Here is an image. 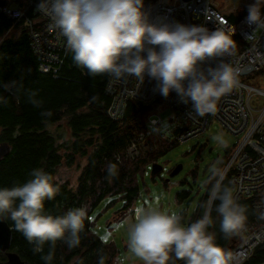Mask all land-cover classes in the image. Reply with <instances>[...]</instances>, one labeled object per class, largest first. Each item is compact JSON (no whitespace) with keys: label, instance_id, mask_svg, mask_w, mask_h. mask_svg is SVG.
Masks as SVG:
<instances>
[{"label":"clouds","instance_id":"clouds-1","mask_svg":"<svg viewBox=\"0 0 264 264\" xmlns=\"http://www.w3.org/2000/svg\"><path fill=\"white\" fill-rule=\"evenodd\" d=\"M37 11L51 18V27L66 38L77 67L89 76L108 75L114 80L134 77L141 84L145 76L156 81L154 91L167 98L175 92L192 112L203 117L216 112L220 98L239 86L240 70L221 59L215 67L204 69L202 63L234 54L235 31L221 28L210 31L204 25L152 23L144 0H40ZM246 23L264 27L260 0L247 6ZM157 48L159 50H157ZM7 87V86H6ZM29 94V102L40 107L42 101ZM190 113V114H191ZM42 115L50 116V112ZM153 123V119L149 125ZM221 144L220 136L213 137ZM107 172L115 176L116 166ZM32 179L22 185L0 189V219H11L15 229L43 252L46 243L54 249L62 241L69 249L79 247L84 221L90 219L86 207L73 208L62 216L44 214L45 200L54 199L59 184L42 169H33ZM223 174L213 168L209 199L200 219L188 225L182 214L162 210L158 197L151 203L135 205L120 227L127 232V251L142 264H236V255L215 242L208 229L214 224L210 207L215 201L221 217L220 231L225 238L239 235L246 226L247 209L237 202L231 186L223 184ZM111 234L101 237L107 244ZM51 264L53 252L41 257ZM100 264H104L103 256ZM116 264H123L117 257Z\"/></svg>","mask_w":264,"mask_h":264},{"label":"trees","instance_id":"trees-1","mask_svg":"<svg viewBox=\"0 0 264 264\" xmlns=\"http://www.w3.org/2000/svg\"><path fill=\"white\" fill-rule=\"evenodd\" d=\"M151 1L144 0L145 7ZM249 4L227 17L232 22L236 21ZM261 7L264 8V3ZM28 14L31 15L30 12ZM233 39L237 42L236 49L240 48L239 37L234 35ZM73 55L72 51L63 53L57 74L42 72L31 51L22 20L16 21L0 13V142L6 141L11 145L9 154L0 160V189L26 183L32 179V170L37 168L53 177L62 163L69 166L77 156H81L86 158V163L80 169L76 184L72 187L65 180L54 181L59 184L60 191L54 199L45 200L44 214L62 216L70 209L87 207L90 217L91 209L103 198L116 194L122 196L125 201L123 209L127 210L138 195V173L148 163H155L158 156L164 155L178 142L175 139H157L153 142L155 148L150 151L138 155L126 154L130 142L137 140L144 129L152 106L128 99L122 116L111 119L106 112L111 100L105 91L108 75L89 76L87 69L76 66ZM260 71L264 73V69ZM31 92L36 93L35 99L42 101L40 107L29 102ZM44 112H50L51 115H42ZM62 122L68 138L63 132H58ZM55 124L59 125V129L53 131L50 127ZM231 149L226 148L220 166L224 165ZM110 163L116 166L115 176L107 172ZM210 175L203 183L205 192L193 211L179 212L184 217L185 225L202 217L204 208L201 205L208 201L211 186L215 182L210 181ZM231 175V172L224 175V185L230 186ZM188 196L189 191L186 190L175 194L177 202L188 199ZM254 201L255 197H242L238 201L246 207L249 219L256 215L252 208ZM218 204L217 200L210 207L214 224L208 231L215 234L218 245L229 250L239 240V236L225 238L220 231L221 217L215 210ZM6 221L12 228L9 250L15 251L28 264H45L41 257L50 250L53 252L51 264H100L101 256L104 264H112L115 260V246L103 243L91 232V219L84 221L79 247L69 249L65 243L57 241L54 249L50 243H46L41 253L33 251V245L15 229L11 219ZM4 260V253L0 252V264ZM180 262L177 260L175 264ZM263 262L264 242L256 247L244 264Z\"/></svg>","mask_w":264,"mask_h":264},{"label":"built area","instance_id":"built-area-1","mask_svg":"<svg viewBox=\"0 0 264 264\" xmlns=\"http://www.w3.org/2000/svg\"><path fill=\"white\" fill-rule=\"evenodd\" d=\"M39 3L40 0H7L0 9L1 13L16 21L22 20L39 70L57 74L63 53L71 50L66 38L58 29L51 27L50 16L36 10ZM145 11L152 23L178 22L204 25L210 31L217 28L234 30V35L241 41L240 48L233 55L208 60L201 65L204 69L215 67L223 59L240 70L239 86L220 98L213 114L196 116L191 113L192 104L182 103L174 91L167 98L154 91L156 81L147 76L143 84L134 77L117 81L108 76L105 91L111 96L106 112L113 120L122 116L128 99L153 108L137 140H132L128 146L131 155L152 150L157 139H175L179 143L199 136L206 130L210 119L218 121L224 130L239 137L227 156L222 174L224 177L226 173H232L229 184L237 202L242 197L256 198L252 204L256 215L252 219L247 218L245 229L238 235L239 240L229 249L237 257L236 264H244L256 247L264 242V103L253 102L255 95L260 101L264 100V89L254 87L243 79L264 69V27L249 26L245 19L247 10L232 22L227 15L235 10L226 13L210 0H152ZM261 11L264 14V8L261 7ZM165 110L170 113L162 117L161 113ZM152 119L153 123L149 125ZM112 264H116V260Z\"/></svg>","mask_w":264,"mask_h":264},{"label":"rangeland","instance_id":"rangeland-1","mask_svg":"<svg viewBox=\"0 0 264 264\" xmlns=\"http://www.w3.org/2000/svg\"><path fill=\"white\" fill-rule=\"evenodd\" d=\"M211 3L226 13L231 10L242 9L243 5L253 3V0H210ZM264 0H260V6ZM245 7V6H244ZM244 81L254 87L264 89V73L258 72L251 76H245ZM254 103H264L258 97H254ZM262 106V105H257ZM169 110L161 113L162 117L169 114ZM59 125H61L59 127ZM55 124L50 127L53 131L61 128L58 132L68 138V132L64 123ZM59 127V128H58ZM220 136L225 141L221 144L213 137ZM238 138L230 132L224 130L220 123L214 119L209 120L206 130L199 136L192 137L185 142L174 143L169 150L157 157V163L162 165L158 175L151 177L150 171L152 163H148L145 169L138 173L136 181L139 191L132 205L127 210L123 209L124 199L120 194L106 196L90 211L91 232L100 239L106 234H111L108 243H112L116 249L117 257L123 260V264H142V262L127 251L128 235L124 224L135 205L141 203H151L153 197H158V203L162 210L179 213L187 210L192 212L199 198L205 192L203 183L207 180L213 168L219 167L222 173L223 165L221 159L225 155L228 147H233L238 143ZM155 148V147H154ZM128 152L126 151V154ZM86 163V158L77 156L71 165L62 163L53 175V180H65L74 187L81 167ZM177 164H181V170L169 176L170 170ZM181 190L189 191L188 199L177 202L175 194ZM87 208V207H86ZM2 253V252H1Z\"/></svg>","mask_w":264,"mask_h":264},{"label":"water","instance_id":"water-1","mask_svg":"<svg viewBox=\"0 0 264 264\" xmlns=\"http://www.w3.org/2000/svg\"><path fill=\"white\" fill-rule=\"evenodd\" d=\"M7 3V0H0V8ZM1 13V9H0ZM11 150V145L6 142H0V160L7 156ZM182 168L181 164H177L170 172L169 176L177 174ZM162 169V165L155 162L152 163L150 174L155 176ZM12 239V228L6 219H0V252L4 253L5 260L3 264H28V261L22 260L20 256L10 249Z\"/></svg>","mask_w":264,"mask_h":264}]
</instances>
